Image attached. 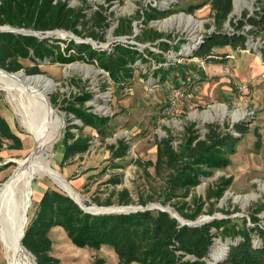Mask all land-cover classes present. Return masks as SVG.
<instances>
[{
  "label": "rangeland",
  "instance_id": "1",
  "mask_svg": "<svg viewBox=\"0 0 264 264\" xmlns=\"http://www.w3.org/2000/svg\"><path fill=\"white\" fill-rule=\"evenodd\" d=\"M65 1L68 6L79 8L85 14L88 23L80 26L81 35L62 38L57 33L58 29L35 32L37 36L65 42H85L94 48L108 50L115 42L134 44L141 51L147 48L163 59H151L143 64L138 62L132 78L122 87L114 85L108 74L95 63L82 60L67 64L38 61L42 71L39 74L50 78L55 84L48 97L50 101V97L56 96L57 104H50L63 115L64 120L61 134L50 152L51 166L78 192L87 207L135 209L130 212L121 209L111 213H93L131 217V223L126 225L128 228L118 231L103 226L102 232H94L95 247L75 243L76 230L69 227L74 225L73 219L66 221L69 228L56 223L48 232L50 254L55 258V264H213L214 256L218 253L222 255L224 246L221 243L224 242L215 237L210 259L199 258L191 244L190 227H198L214 219H231L241 226L243 220H246V226H251L252 215L259 218L258 224L264 226V98L259 107L251 100L254 91L256 96H264V82H257V88L253 87L252 82H247L245 92H240L238 87L243 82L235 75V68L224 72L220 62H203L192 56L204 36L216 29L210 0ZM234 1L230 13L234 18L240 17L244 10L251 15L255 10L264 8V0H242L238 4L239 9H236ZM149 8L165 12L167 16L145 23L141 15L143 11L149 12ZM190 9L193 12L190 13ZM96 11L106 17L107 25L103 29L95 27L91 21ZM182 15L197 21L199 29L193 32L185 24L186 20L182 21V17L179 19ZM122 20L130 31L117 34L116 28ZM150 29L168 35L161 40L169 41L170 45H178L177 52L172 48L161 51L157 45L159 40L146 39L145 34ZM12 30L34 33L25 28ZM92 30L101 37L92 39L89 36ZM223 30H231L228 22L224 23ZM248 30L250 28L244 27L243 32ZM247 37L245 50L258 53L257 49L264 42V33L248 34ZM187 45L191 47L189 52L184 51ZM22 63L25 67L35 64L30 59H24ZM161 64L173 67L164 80L153 75V71ZM178 86L187 88V93L173 114L167 115L164 107L168 102V94ZM83 92L92 94V98L85 103L87 111L107 118L101 132L82 125L73 114H67L61 107L66 106L65 100L69 101L73 95ZM221 105L226 107L225 113H222ZM14 107L8 101L6 92L0 89V113L22 142L20 149L5 146L0 151V165L4 167L0 171V183L16 167L14 159L27 156L34 144L32 135L22 125ZM240 122L246 124L248 129L237 143L236 152L230 156L231 163L223 169L214 170L209 176L201 177L200 184L192 188L185 199L177 197L171 202H164L162 173L156 172L153 166L147 168V173L136 163V160L154 162L158 141L170 134L176 146L184 138L185 128L190 124H194L203 134L206 123H227L231 126ZM68 124L81 127L80 130L72 128L70 131L89 138V149L63 161V137ZM120 139L128 143V151L125 157L112 158L108 146ZM222 176L232 177L230 186L219 199H208L209 190L216 186ZM113 178H118L120 182H110ZM32 187L35 193L28 211L27 225L36 214L45 189L52 188L68 194L46 174L37 175ZM123 189H127L131 198V202L126 205L117 203L119 192ZM184 201L187 205H183ZM197 202L202 207L196 218H187L179 211L183 208L184 213L190 214L195 210ZM200 218H203L201 222L191 223ZM0 264H7L1 243Z\"/></svg>",
  "mask_w": 264,
  "mask_h": 264
},
{
  "label": "trees",
  "instance_id": "2",
  "mask_svg": "<svg viewBox=\"0 0 264 264\" xmlns=\"http://www.w3.org/2000/svg\"><path fill=\"white\" fill-rule=\"evenodd\" d=\"M210 6L216 29L207 33L201 44L192 52V56L203 62H223L227 57L226 53L221 54L222 52L215 49L225 46L246 49L248 34L264 33V8L255 10L256 12L251 15L244 10L240 17L234 18L230 16L233 0H210ZM191 12L193 9H190ZM141 16L146 23L167 15L155 8H149V12L143 11ZM91 21L100 29L107 25L106 17L100 11L94 12ZM225 22H228L231 30H223ZM85 23L88 21L85 19L84 12L79 8L68 6L65 0H0V27H3L0 28V68L8 72L24 70L26 74L33 75L42 73L38 61L48 60L49 63L67 64L82 60L95 63L108 74L114 85L122 87L132 78L138 62L143 64L151 59H157V61L163 59L147 48L141 51L134 44L115 42L108 50L94 48L85 42L76 43L74 40L65 42L6 29V26L9 29L25 28L33 30L34 33L60 29L80 36V26ZM120 23L116 33H128L130 29L124 26V20ZM245 25H249L250 30L243 32ZM89 36L94 40L101 37L94 30L89 32ZM164 36L169 37L152 29L145 34V38L150 41L159 40L157 45L161 51L172 48L177 52L178 45H170L169 41L161 40ZM257 52L264 60V42ZM24 59H30L35 64L25 67L22 63ZM165 65L161 64L153 71V75L160 80H164L169 70L173 68ZM91 98L92 94L89 92L79 93L73 95L71 100H65L66 106L61 107L67 114H73L82 125L101 132L107 123V118L87 111L85 103ZM50 102L55 106L56 96L50 97ZM204 127L205 132L200 134L194 124L187 126L184 138L180 139L176 146L170 134L161 138L156 145L154 162L136 160V163L147 173V168L150 166H153L156 172L162 173L164 202H171L177 197L185 199L192 188L200 184L201 177L209 176L214 170L227 167L231 163L230 156L236 152L237 143L248 129L242 122L231 126L227 123H206ZM72 128L81 129L76 124L67 125L63 137V161L89 149V138L82 134L71 133ZM258 141L257 138V144ZM5 146L9 149H20L22 142L0 113V151ZM108 147L112 158H122L125 157L129 145L125 140L120 139ZM2 168L4 167L0 165V171ZM110 182L117 184L120 180L113 178ZM231 182L232 177H220L216 186L209 190L207 198L219 199ZM130 202L131 198L127 189L121 190L117 203L126 205ZM106 204L110 203L106 202ZM183 205H187V202L184 201ZM201 207L202 204L197 202L192 213H184L183 208L179 211L183 216L194 219L201 213ZM68 219L74 221V225L69 227L76 230L75 243L89 247H95L93 233L102 232L103 226L120 231L128 228L126 225L131 223V217L127 215H94L86 212L68 194L47 188L42 192L37 212L26 226L22 238L24 247L35 256L36 264H55V258L50 254L48 232L56 223L68 227L66 222ZM258 220L259 218L252 215L251 226H246V220H243L241 226L237 222H232L231 219H214L201 226L190 227L191 244L197 250L199 258L210 259V249L214 245V238L219 237L228 245V250L220 258L214 259L213 264H264V226L258 224Z\"/></svg>",
  "mask_w": 264,
  "mask_h": 264
},
{
  "label": "bare ground",
  "instance_id": "3",
  "mask_svg": "<svg viewBox=\"0 0 264 264\" xmlns=\"http://www.w3.org/2000/svg\"><path fill=\"white\" fill-rule=\"evenodd\" d=\"M241 1H234L236 9H239L238 4ZM181 17L193 32L199 29L200 24L192 17L182 15L179 19ZM57 33L62 38L74 36L70 31L58 30ZM184 51H191V47L185 46ZM54 87V82L43 74L28 75L24 70L8 72L0 68V89L6 92L8 101L15 106L22 125L34 141L27 156L14 159L16 167L0 183V243L7 264H35L32 253L22 246L21 238L28 223V211L35 193L32 182L37 175L46 174L53 178L76 202L90 212L135 210L131 207H87L78 192L51 166L50 152L64 126L63 115L53 109L49 101L48 94ZM220 109L222 113L226 112L224 105H221ZM202 219L191 223L201 222ZM214 257L218 259L221 255L218 253Z\"/></svg>",
  "mask_w": 264,
  "mask_h": 264
},
{
  "label": "crops",
  "instance_id": "4",
  "mask_svg": "<svg viewBox=\"0 0 264 264\" xmlns=\"http://www.w3.org/2000/svg\"><path fill=\"white\" fill-rule=\"evenodd\" d=\"M221 49L222 50L216 49V51L226 53L227 59L220 62L221 68L225 69L224 72L228 71L229 68H235L234 72L235 75L239 77L238 80L243 83L252 82L254 88L257 82H264V60L259 53H251L245 49H233L231 46H225ZM254 92L251 100L255 106L259 107L262 101L261 99L262 97L264 98V96L263 94H257L256 96Z\"/></svg>",
  "mask_w": 264,
  "mask_h": 264
},
{
  "label": "built area",
  "instance_id": "5",
  "mask_svg": "<svg viewBox=\"0 0 264 264\" xmlns=\"http://www.w3.org/2000/svg\"><path fill=\"white\" fill-rule=\"evenodd\" d=\"M245 28L249 29L250 26L249 25H245ZM253 46H255L253 44ZM246 84L242 83L239 85L238 89L240 92H245L246 90ZM187 88H181V87H174L170 90L169 94H168V102L166 104V106L164 107V112L167 115H172L173 114V110L177 108V106L179 105V102L181 100V98L186 95ZM224 246V250L222 251L223 253L227 250L228 245L226 243H221ZM221 252V253H222Z\"/></svg>",
  "mask_w": 264,
  "mask_h": 264
},
{
  "label": "water",
  "instance_id": "6",
  "mask_svg": "<svg viewBox=\"0 0 264 264\" xmlns=\"http://www.w3.org/2000/svg\"><path fill=\"white\" fill-rule=\"evenodd\" d=\"M0 28H3V27H0ZM6 29H8V27L6 26ZM9 30H12V29H9ZM27 34H33V35H36V33H27ZM15 162V161H14ZM71 198H72V196L70 195V194H68ZM73 199V198H72ZM78 203V202H77ZM80 205V204H79ZM84 211H86V212H89V213H92L93 214V212H90L89 210H86V209H84L82 206H80ZM24 233H25V231H24ZM24 233H23V235H22V238H23V236H24ZM22 238H21V244H22V246H24L23 245V242H22ZM227 250H228V247H227Z\"/></svg>",
  "mask_w": 264,
  "mask_h": 264
}]
</instances>
